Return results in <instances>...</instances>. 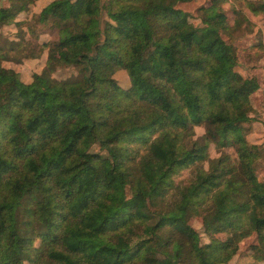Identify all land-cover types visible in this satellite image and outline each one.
<instances>
[{
	"label": "trees",
	"instance_id": "trees-1",
	"mask_svg": "<svg viewBox=\"0 0 264 264\" xmlns=\"http://www.w3.org/2000/svg\"><path fill=\"white\" fill-rule=\"evenodd\" d=\"M6 1L0 27L22 30L38 0ZM190 1L50 0L37 21L57 39L31 50L45 61L29 82L0 37V264H227L252 235L264 263L261 149L245 139L260 83L227 41L248 20L211 0L196 24ZM211 143L233 153L210 158Z\"/></svg>",
	"mask_w": 264,
	"mask_h": 264
},
{
	"label": "rangeland",
	"instance_id": "rangeland-1",
	"mask_svg": "<svg viewBox=\"0 0 264 264\" xmlns=\"http://www.w3.org/2000/svg\"><path fill=\"white\" fill-rule=\"evenodd\" d=\"M50 0L35 1L28 6V9L20 13L16 20H19L22 30H18L14 23L0 27L1 42L6 46L10 41H18L20 45L16 49L9 51V60L3 61L2 65L13 68L19 72L20 78L24 82L31 80V75L35 72H40L44 66L45 52L41 53L38 58L29 57L31 50H38V45L42 41H51L57 39V30L51 26L50 22L42 23L37 21V14L43 6ZM104 1V0H103ZM211 0H191L190 2L179 4V7L192 15L191 21L200 23V13L198 8L202 5H208ZM8 2L1 0V4L5 5ZM222 8L227 17L228 24H234L237 14L235 11H241L245 15L239 29L227 38L235 49L238 57L237 71L243 76H255L260 88L252 95L251 102L257 108L258 112L252 115V121L248 124V131L245 139L248 143L257 144L260 146L261 155L257 161L259 166L257 176L264 180V13L254 14L246 8L244 0H222ZM103 12V11H102ZM103 14V13H102ZM23 36L24 39H19ZM75 68L64 67L53 73V77L57 79L65 78L68 75L75 73ZM117 82L123 86L128 85V76L124 70H118L114 74ZM195 138L204 133L202 126L194 128ZM221 152L233 153V150L228 147H223L220 150L211 143L208 147L210 158H216ZM207 167V165H205ZM180 178H186L188 170H183L180 173ZM191 225L200 233L201 241L207 242V237L202 233V225L200 219L192 217ZM256 243V236L252 235L240 242L238 252L229 260L227 264H264L253 259L248 254V247Z\"/></svg>",
	"mask_w": 264,
	"mask_h": 264
},
{
	"label": "crops",
	"instance_id": "crops-1",
	"mask_svg": "<svg viewBox=\"0 0 264 264\" xmlns=\"http://www.w3.org/2000/svg\"><path fill=\"white\" fill-rule=\"evenodd\" d=\"M38 1H41V0H38Z\"/></svg>",
	"mask_w": 264,
	"mask_h": 264
}]
</instances>
